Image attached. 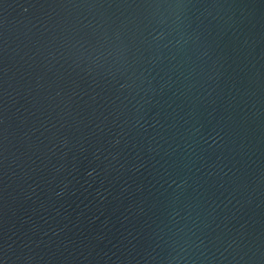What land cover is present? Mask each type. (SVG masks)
Here are the masks:
<instances>
[{
	"label": "water",
	"instance_id": "obj_1",
	"mask_svg": "<svg viewBox=\"0 0 264 264\" xmlns=\"http://www.w3.org/2000/svg\"><path fill=\"white\" fill-rule=\"evenodd\" d=\"M0 264H264V0H0Z\"/></svg>",
	"mask_w": 264,
	"mask_h": 264
}]
</instances>
